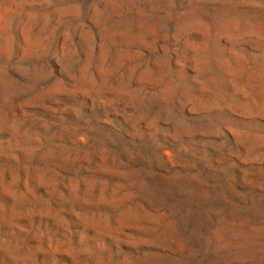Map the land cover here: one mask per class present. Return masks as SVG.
<instances>
[{
  "label": "rangeland",
  "instance_id": "rangeland-1",
  "mask_svg": "<svg viewBox=\"0 0 264 264\" xmlns=\"http://www.w3.org/2000/svg\"><path fill=\"white\" fill-rule=\"evenodd\" d=\"M0 264H264V0H0Z\"/></svg>",
  "mask_w": 264,
  "mask_h": 264
}]
</instances>
